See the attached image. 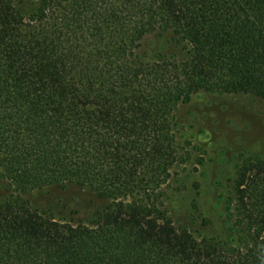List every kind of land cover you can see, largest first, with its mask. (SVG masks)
Masks as SVG:
<instances>
[{
  "label": "trees",
  "instance_id": "1",
  "mask_svg": "<svg viewBox=\"0 0 264 264\" xmlns=\"http://www.w3.org/2000/svg\"><path fill=\"white\" fill-rule=\"evenodd\" d=\"M0 0V178L19 194L87 188L89 224L0 204V264H264V158L239 170L234 238L161 208L184 161L175 114L198 93L264 100V0ZM185 52L149 60L148 36Z\"/></svg>",
  "mask_w": 264,
  "mask_h": 264
},
{
  "label": "rangeland",
  "instance_id": "2",
  "mask_svg": "<svg viewBox=\"0 0 264 264\" xmlns=\"http://www.w3.org/2000/svg\"><path fill=\"white\" fill-rule=\"evenodd\" d=\"M24 16L35 11L30 1L17 4ZM149 60L158 54L185 52L167 33L147 37ZM179 152L184 161L171 169L161 208L175 226L197 239L230 241V211L237 174L248 161L264 158V100L252 95L198 93L175 114ZM18 198L33 210L77 225L89 224L109 202L87 188L52 186L19 194L0 178V204Z\"/></svg>",
  "mask_w": 264,
  "mask_h": 264
}]
</instances>
